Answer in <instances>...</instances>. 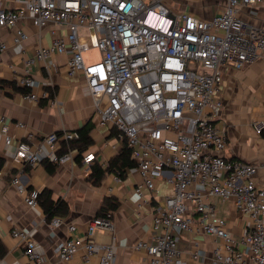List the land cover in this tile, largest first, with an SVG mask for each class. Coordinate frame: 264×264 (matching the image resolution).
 I'll list each match as a JSON object with an SVG mask.
<instances>
[{
    "label": "built area",
    "instance_id": "obj_1",
    "mask_svg": "<svg viewBox=\"0 0 264 264\" xmlns=\"http://www.w3.org/2000/svg\"><path fill=\"white\" fill-rule=\"evenodd\" d=\"M195 1L204 0H0V32L14 31V43L20 44L29 39L25 20L41 30L64 27L67 34L53 31L50 45L38 42L18 86L32 90L38 85L31 76L36 63L43 62L52 73L57 65L50 58L71 52L68 75H84L94 117L131 149L143 179L137 193L142 195L141 188L146 187L157 199L156 179L166 171L172 173L173 194L154 210L152 240L135 246L147 252L148 264H187L180 257L179 243L195 223L217 243L212 264H264V188L257 185L258 168L224 156L227 134L213 120L221 108L216 96L222 88V68L242 70L264 52V30L239 17L242 8L262 5L264 0H222L223 10L212 19L195 15ZM181 3L184 8L172 7ZM8 48L7 41L0 39V52ZM91 51L99 56L88 63L85 55ZM26 97L39 100L32 92ZM255 129L261 134L264 124ZM8 131L4 125L1 133L11 145ZM80 137L78 131H63L16 142L12 167L17 174L11 182L29 207L39 204L40 192L27 189L20 174L45 160L57 165L74 161L71 145L60 153L61 143ZM95 160V153L84 155L86 164ZM212 197L232 201L249 217L242 237L235 238L227 221L216 216L209 202ZM49 223L54 228L65 220L56 216ZM68 230L71 236L55 248L61 262L68 263L83 250L87 262L96 256L98 264H114V244L93 239L99 230L114 236L110 214L94 217L85 237L72 235L75 225ZM11 235L26 258L21 264H41L28 232L13 228ZM194 245L191 255L199 260L202 250L197 242Z\"/></svg>",
    "mask_w": 264,
    "mask_h": 264
},
{
    "label": "crops",
    "instance_id": "obj_2",
    "mask_svg": "<svg viewBox=\"0 0 264 264\" xmlns=\"http://www.w3.org/2000/svg\"><path fill=\"white\" fill-rule=\"evenodd\" d=\"M223 8L222 0L195 1V15L204 19H212ZM239 17L247 24L264 30V4L242 8ZM23 29L29 39L20 44L14 43V31L0 32V39L7 41L9 46L7 51L0 52V81L16 84L0 88V157L4 162L0 170V264L26 261L18 240L11 235L13 228L31 235L42 257L41 264H98L96 256L85 261L83 250L68 263H63L55 248L60 241L71 236L69 225L76 227L72 235L87 236L89 222L101 212L105 216L111 215L114 236L99 230L93 239L98 243L114 244V264H148L147 252L136 250L135 246L141 240H152L154 210L159 205L164 206V198L173 194L172 173L166 171L156 179L157 199L152 198V192L146 187L141 188L142 195L137 193L143 179L136 166L127 168L122 175L109 172L100 185H95L91 179L92 168L109 167L110 162L122 153L124 140L116 131L100 125L94 117V101L84 75H68L67 62L71 52L50 58L57 65L52 73H48L43 62L36 63L31 68V76L38 85L32 90L18 86L17 80L25 75L26 61L35 53L38 42L50 45L55 37L53 31L67 34L64 27L51 25L41 30L29 20H25ZM86 61L92 60L87 58ZM222 69V88L216 96L221 108L213 120L227 134L224 156L256 166L257 185L264 188V130L257 134L255 129V125L264 124V52L242 70L228 66ZM31 92L38 96V101L27 99L26 95ZM88 123L92 127V144L83 151L79 161V151L70 147L73 142H62L60 153L67 152L69 146L74 150V161L57 165L45 160L20 174L27 189H36L40 193L48 189L53 199H62L69 204L65 223L53 228L43 207L40 204L29 207L24 195L12 185V178L17 174L12 167L16 142L29 136L38 140L54 132L79 131ZM4 125L9 127L8 135L13 139L11 145L6 143V136L1 133ZM88 153L96 154V160L91 164L84 163V155ZM49 167L55 169L50 171ZM209 202L214 206L216 216L227 221L233 236L242 237L250 223L249 217L238 211L230 200L212 197ZM192 216L197 221L198 215L193 213ZM195 242L203 254L199 260H194L191 255ZM216 244L215 239L208 237L195 223L192 231L181 236L180 257L187 264H212Z\"/></svg>",
    "mask_w": 264,
    "mask_h": 264
},
{
    "label": "trees",
    "instance_id": "obj_3",
    "mask_svg": "<svg viewBox=\"0 0 264 264\" xmlns=\"http://www.w3.org/2000/svg\"><path fill=\"white\" fill-rule=\"evenodd\" d=\"M14 82L0 81V88L6 86H15ZM92 127L90 123H88L82 130H79L81 137L79 140L73 142L71 145L72 148H75L79 151V156L77 160H80V156L83 151L87 149L92 144V138L90 136V132ZM124 147L121 154L115 157L111 162L109 167L102 168L101 166H95L92 168L91 179L95 185H100L103 178L107 173L115 171L118 175H122L124 170L127 168H131L136 166L134 160L131 158V149L128 147L127 142L124 141ZM3 159L0 157V170L3 167ZM50 171H53L55 167H49ZM39 204L43 207L47 220H51L52 218L66 217L69 213V204L62 199H53L52 192L48 189L44 190L42 193H39ZM105 216L102 212L98 217Z\"/></svg>",
    "mask_w": 264,
    "mask_h": 264
},
{
    "label": "rangeland",
    "instance_id": "obj_4",
    "mask_svg": "<svg viewBox=\"0 0 264 264\" xmlns=\"http://www.w3.org/2000/svg\"><path fill=\"white\" fill-rule=\"evenodd\" d=\"M169 2V1H168ZM184 4L183 3H181L180 4V7L179 8H177L176 7V5L174 4V5H172V7L174 8V9H180V8H184ZM195 10V9H194ZM86 58H89V59H91V60H94V59H98V52L97 51H91V52H89V53H87L86 55Z\"/></svg>",
    "mask_w": 264,
    "mask_h": 264
}]
</instances>
